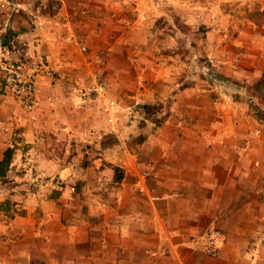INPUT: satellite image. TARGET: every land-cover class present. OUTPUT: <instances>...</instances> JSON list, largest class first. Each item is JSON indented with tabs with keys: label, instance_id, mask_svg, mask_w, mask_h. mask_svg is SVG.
I'll list each match as a JSON object with an SVG mask.
<instances>
[{
	"label": "rangeland",
	"instance_id": "1",
	"mask_svg": "<svg viewBox=\"0 0 264 264\" xmlns=\"http://www.w3.org/2000/svg\"><path fill=\"white\" fill-rule=\"evenodd\" d=\"M50 1L45 12L54 15L58 3ZM125 1V9L114 7L110 15L112 49L106 41L110 25L99 24L95 27L96 35L105 43L101 48L82 44L86 51H82L66 74L57 72L45 58L31 60L28 45L20 43L25 51L22 62L28 67L38 65L46 69L47 74L40 83V88L51 89V98L46 104L53 111L59 107L70 132L66 139L61 137L62 127L57 124L48 132L32 131L30 136H23L29 130L33 115L41 109V102L38 110L31 113L10 98L19 110L14 115L10 113L6 120L10 128H5L4 133L12 135L6 149L13 150L14 155L8 177L0 181L1 193L5 195L0 211L9 219H27L32 210L31 221L41 223L48 217L46 214L59 211L65 217L62 225L67 228L79 226L83 220L104 231L109 226L120 227L128 222L150 228L153 220L142 223L139 216L141 212L151 214L146 187L135 183L131 191L125 192L131 197L129 202L117 199L124 194L121 183L127 175L112 164V152L123 147L139 153L153 132L159 130L164 119L160 115L166 110L183 127L194 122L178 115L170 103L159 101L160 94L150 96L159 88L158 84L147 82L151 66L142 57L146 53L154 65L169 56L179 58L183 67L176 76L177 90L173 93L177 96L194 92L211 96L213 90L223 92L239 104L246 117L264 128V54L257 64L261 66L259 73H247L248 54L264 53V0H121V4ZM138 3L141 11H134L132 6L136 9ZM124 16L130 24L120 23ZM0 97L9 98L4 90L0 91ZM169 99L172 102L173 98ZM125 108L129 117L118 118V114L124 115ZM116 128L122 133L118 134ZM148 130L151 135L143 134L142 131ZM73 165L79 166L75 177L71 174ZM151 169L146 170L150 176L144 175V178L150 188L157 190L160 178ZM179 199L181 195L160 202L162 210L172 213L162 219L168 228L188 222L175 217L176 209L181 207ZM233 205L236 212L241 203ZM112 212L119 216L112 217ZM132 213H137V217L126 219ZM232 218L237 219L236 215ZM219 223L220 220L216 225ZM216 225L208 235L213 243L215 237H220ZM98 235L97 244L102 246L103 236ZM148 239L153 241L151 236ZM261 245L260 251L252 245L243 252L247 256L256 252L264 256V240ZM61 246L60 258L64 254L66 259L68 247ZM206 253L216 257L218 251L207 248Z\"/></svg>",
	"mask_w": 264,
	"mask_h": 264
},
{
	"label": "crops",
	"instance_id": "2",
	"mask_svg": "<svg viewBox=\"0 0 264 264\" xmlns=\"http://www.w3.org/2000/svg\"><path fill=\"white\" fill-rule=\"evenodd\" d=\"M8 1L7 38L26 43L31 60L45 58L52 68L63 74L78 61L82 44L101 48L105 43L96 35L95 27L99 24L110 25L106 41L112 49V8H126V1L121 4V0H54L58 3V11L48 15L45 9L50 0ZM141 8L140 3L136 9L132 6L134 11H141ZM119 21L131 23L126 16ZM263 54L250 53V58L245 57L250 63L248 74L259 73L261 66L257 64L262 61ZM142 57L151 66L147 82L152 81L159 88L150 96L160 94L159 101L170 103L178 115L194 122L183 127L180 120L166 110L160 115L164 119L158 131L153 135L149 130L142 131L151 136L139 153L123 147L112 152V164L127 175L121 183L124 194L117 199L129 202L131 197L125 192L131 191L135 183L146 187L151 214L141 212L139 216L142 223L153 220L150 228L128 222L120 227L109 226L104 231L84 220L79 226L67 228L62 225L65 217L59 211L46 214L48 217L41 223L31 221L32 210L27 219L15 220L0 211V264H264L260 252L252 256L243 252L252 245L257 251L263 248L264 128L246 117L239 104L223 92L213 90L211 96L194 92L183 97L173 93L177 90L176 76L183 67L179 58L169 56L154 65L147 53ZM39 92L41 109L33 115L29 130L22 135L30 136L32 131L48 132L58 124L63 131L61 137L66 139L70 127L65 114H61L59 107L53 111L46 104L51 98V89L45 86ZM169 98H173L172 102ZM147 107L145 105V109ZM17 109L12 99L0 97V162L7 150L6 142L12 136L4 133L8 127L6 120L11 112L16 114ZM124 110V115L118 114V118L129 117L127 108ZM116 132L122 133L117 128ZM150 168L157 171L155 175L160 178L157 190L150 188L144 178ZM1 192L0 204L5 198ZM180 195L181 207L176 209L175 217L188 219V222L168 228L162 219L172 213L162 210L160 202L174 200ZM234 202L241 203L236 212ZM111 214L119 216L116 212ZM134 217L137 213L127 215L126 219ZM218 220L219 226L216 225ZM214 225L220 229L216 230L220 237H215V243L208 239ZM99 233L103 236L102 246L97 244ZM40 237L42 240L36 239ZM63 244L68 247L66 259L64 254L60 258ZM201 246V250L196 249ZM207 248L218 251L217 256L210 257Z\"/></svg>",
	"mask_w": 264,
	"mask_h": 264
},
{
	"label": "built area",
	"instance_id": "3",
	"mask_svg": "<svg viewBox=\"0 0 264 264\" xmlns=\"http://www.w3.org/2000/svg\"><path fill=\"white\" fill-rule=\"evenodd\" d=\"M10 3L8 0H0V80L3 83L4 92L7 97L14 99L28 112H35L40 106L38 94L40 83L46 69L34 65L28 67L22 62L24 50L20 43L9 40L6 36V17L8 15ZM82 51H86L82 47ZM115 104L112 103V107ZM79 171L78 165L71 167L73 177ZM147 177L150 174H145ZM75 191V189H73Z\"/></svg>",
	"mask_w": 264,
	"mask_h": 264
},
{
	"label": "trees",
	"instance_id": "4",
	"mask_svg": "<svg viewBox=\"0 0 264 264\" xmlns=\"http://www.w3.org/2000/svg\"><path fill=\"white\" fill-rule=\"evenodd\" d=\"M147 110V109H146ZM13 150L6 151L4 159L0 162V181L6 179L13 163Z\"/></svg>",
	"mask_w": 264,
	"mask_h": 264
}]
</instances>
